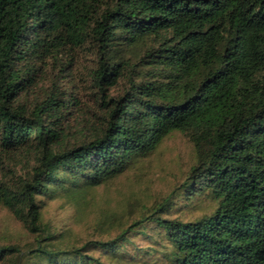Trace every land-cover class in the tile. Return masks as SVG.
I'll return each mask as SVG.
<instances>
[{
  "label": "trees",
  "instance_id": "obj_1",
  "mask_svg": "<svg viewBox=\"0 0 264 264\" xmlns=\"http://www.w3.org/2000/svg\"><path fill=\"white\" fill-rule=\"evenodd\" d=\"M172 136L163 196L46 218ZM0 209V264H264V0H0Z\"/></svg>",
  "mask_w": 264,
  "mask_h": 264
},
{
  "label": "rangeland",
  "instance_id": "obj_2",
  "mask_svg": "<svg viewBox=\"0 0 264 264\" xmlns=\"http://www.w3.org/2000/svg\"><path fill=\"white\" fill-rule=\"evenodd\" d=\"M190 156V148L184 140L179 136H172L139 171L129 173L127 177L109 187L98 189L90 200L86 214L78 215L73 205H65L55 200L49 202L46 218L58 226H67L72 235L83 240L88 234H92L94 217L98 210L118 209L123 199L128 198L130 194L136 195L139 200H151L163 196L172 182L178 179L179 173L187 168ZM18 236H24L20 226L7 211L0 209V237L9 239Z\"/></svg>",
  "mask_w": 264,
  "mask_h": 264
}]
</instances>
